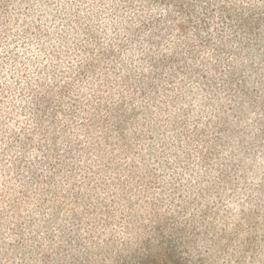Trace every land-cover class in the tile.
Returning a JSON list of instances; mask_svg holds the SVG:
<instances>
[{
    "label": "clouds",
    "instance_id": "obj_1",
    "mask_svg": "<svg viewBox=\"0 0 264 264\" xmlns=\"http://www.w3.org/2000/svg\"><path fill=\"white\" fill-rule=\"evenodd\" d=\"M203 8L207 39L157 48L137 32L146 2L32 0L17 43L0 42L3 231L26 253L3 264L56 255L86 176L76 264L161 246L170 264H264V0Z\"/></svg>",
    "mask_w": 264,
    "mask_h": 264
},
{
    "label": "rangeland",
    "instance_id": "obj_2",
    "mask_svg": "<svg viewBox=\"0 0 264 264\" xmlns=\"http://www.w3.org/2000/svg\"><path fill=\"white\" fill-rule=\"evenodd\" d=\"M32 0H0V42H2L6 36L13 37L11 43L15 45L17 43L15 36L19 33L13 32L15 28H23L28 24L29 19L33 15L31 11ZM86 2V0H81ZM141 3L146 2L148 5L149 18L142 24L141 29H137L138 33L149 32L146 42L150 45H154L159 48L160 44L168 36H171L173 32H176L177 38L180 36L187 37L189 32H193L198 39L203 42L207 38H201L200 33L209 32L211 29V14L207 12V8H203V15L198 14V9L204 4L205 0H140ZM143 12L144 9H141ZM26 17L28 19H26ZM41 16H37L32 22L31 27L40 30L39 20ZM187 43V42H184ZM196 45L187 43L188 48H193ZM23 47V45H21ZM179 53L184 51L179 44L176 45ZM15 50V49H14ZM135 55V52H132ZM173 60L175 57L172 58ZM2 163V161H0ZM89 183L87 185H74V189H83L82 191H73L71 200L75 207L70 208L71 218L65 217L67 223L59 229L61 231L60 240L63 242L55 250L56 255H50L45 253L41 259L45 261V264H51L55 259L59 264H76L80 259L78 249L82 246L80 239V226L83 224V217L76 211V208L80 207L81 203L85 204L91 202V195L89 192L95 193V188L92 186L91 179L87 178ZM106 182L101 181L95 187L104 190ZM5 201L0 196V264L16 257L23 258L26 253L23 251L24 246L20 241H13L17 233L15 229L8 228L9 240H5V221L7 220V212L4 210ZM60 207V206H58ZM61 210H63L61 208ZM56 219H59L56 216ZM49 226H51L49 224ZM49 239L55 240V234L49 237ZM6 247L7 251H3ZM171 249H164L162 246L156 249H149L146 254L135 257L136 264H170L167 253ZM9 253H12L9 256ZM39 255V253H37Z\"/></svg>",
    "mask_w": 264,
    "mask_h": 264
}]
</instances>
